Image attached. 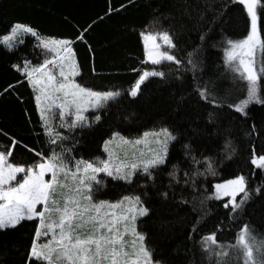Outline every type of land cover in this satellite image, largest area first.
I'll return each mask as SVG.
<instances>
[{
    "label": "trees",
    "instance_id": "16d2710c",
    "mask_svg": "<svg viewBox=\"0 0 264 264\" xmlns=\"http://www.w3.org/2000/svg\"><path fill=\"white\" fill-rule=\"evenodd\" d=\"M255 14L242 0H0V153L26 166L50 158L100 168L86 194L143 210L133 224L156 263L264 264V0ZM254 24L259 95L242 106L249 82L226 51ZM144 33H166L173 58L148 60ZM49 37L75 42L78 82L107 93L79 123L60 104L37 103L31 73L54 56ZM161 129L169 135L159 160L106 168ZM237 179L245 193L236 203L215 195ZM39 226L38 217L0 225V264H46L33 255ZM243 230L252 259L237 242Z\"/></svg>",
    "mask_w": 264,
    "mask_h": 264
},
{
    "label": "rangeland",
    "instance_id": "374dc122",
    "mask_svg": "<svg viewBox=\"0 0 264 264\" xmlns=\"http://www.w3.org/2000/svg\"><path fill=\"white\" fill-rule=\"evenodd\" d=\"M242 1L253 19L259 0ZM143 35L148 60L157 62L162 58H173L168 51L171 42L166 33ZM261 49L260 35L254 24L247 38L231 42L226 51L227 60L239 65L249 82V92L242 106L258 100L255 59ZM150 73H142L130 89L131 94H136ZM52 80L57 79L48 77L49 83ZM33 83L41 110H49L51 106L60 104L61 109L76 114V123L82 120L84 112L92 108L91 105L99 104L102 96L107 94L93 88L82 90L74 80L69 79L52 83L53 88L42 77L33 78ZM160 131L153 130L136 137L132 145L136 148L129 153L123 151L121 155L128 154L123 160L111 155L115 162L113 165L107 164L106 168L112 169L114 166L117 171L125 166L132 171L134 165L143 159L145 164L159 160L165 142L168 144V131ZM89 169L71 170L55 164L50 158L26 166L11 163L8 154L0 153V225L38 217L40 226L33 255L46 264H160L152 261L139 235L142 233L136 226L138 234L133 224L143 210L133 215L135 211L129 207V201H93L86 193L100 168L89 166ZM244 190L243 179L231 180L218 184L215 195L227 198L229 203L234 204L237 197L245 193ZM249 235L243 230L237 242L246 258L252 259L256 244Z\"/></svg>",
    "mask_w": 264,
    "mask_h": 264
},
{
    "label": "crops",
    "instance_id": "0c3cea01",
    "mask_svg": "<svg viewBox=\"0 0 264 264\" xmlns=\"http://www.w3.org/2000/svg\"><path fill=\"white\" fill-rule=\"evenodd\" d=\"M143 43L147 57L144 35ZM45 44L54 52V56L51 60L46 62L44 66L33 70L31 73L33 78L42 77L43 80L52 88V83L61 82L63 80L67 81V79L74 80L75 84L82 90L83 88H88L78 82L81 70L75 53V42L70 39L49 37L45 39ZM48 77L52 79L56 78L57 80H52V82L49 83ZM59 93L61 94V91H59Z\"/></svg>",
    "mask_w": 264,
    "mask_h": 264
},
{
    "label": "water",
    "instance_id": "95a60500",
    "mask_svg": "<svg viewBox=\"0 0 264 264\" xmlns=\"http://www.w3.org/2000/svg\"><path fill=\"white\" fill-rule=\"evenodd\" d=\"M263 161H264V159H263V158H260V159L256 160V163L260 164V163H262Z\"/></svg>",
    "mask_w": 264,
    "mask_h": 264
}]
</instances>
